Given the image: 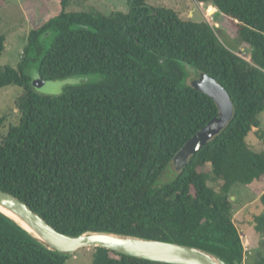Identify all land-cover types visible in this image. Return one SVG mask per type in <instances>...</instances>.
Listing matches in <instances>:
<instances>
[{
  "label": "trees",
  "instance_id": "1",
  "mask_svg": "<svg viewBox=\"0 0 264 264\" xmlns=\"http://www.w3.org/2000/svg\"><path fill=\"white\" fill-rule=\"evenodd\" d=\"M57 1L58 14L31 30L18 67L0 72L1 88L23 89L16 102L20 123L0 136V189L61 233L177 242L244 264L232 190L264 182V151L248 141L253 131L264 139V0H195L213 5L250 52L231 48L207 20H187L146 0H128L127 12L109 16L69 12L70 0ZM49 30L56 35L47 46L42 37ZM5 45L0 32V58ZM31 59L46 81L103 79L41 95L26 71ZM201 73L230 93L233 117L174 179L161 183L176 154L218 113L216 102L191 84ZM260 201L264 207V193ZM253 226L264 248V208ZM93 250V264H167ZM70 257L0 212V264H66ZM253 264H264V256Z\"/></svg>",
  "mask_w": 264,
  "mask_h": 264
},
{
  "label": "rangeland",
  "instance_id": "2",
  "mask_svg": "<svg viewBox=\"0 0 264 264\" xmlns=\"http://www.w3.org/2000/svg\"><path fill=\"white\" fill-rule=\"evenodd\" d=\"M146 2L157 7L172 8L187 20L194 22L207 20L220 30L221 37L231 48L250 52L248 47L241 48L237 42L238 35L224 24V19L217 9L216 12L210 11V8H214L213 5H198L195 0H146ZM59 10V1L47 3L45 0H0V32L6 37L5 50L0 58V72L6 66L18 67L28 45L31 30L47 24ZM67 11L99 12L109 16L114 11L127 12L128 0H70ZM55 35V31H47L42 37V42L47 46L51 45ZM32 57H35V53H32ZM26 71L31 78L30 83L34 91L49 96H57L69 88L91 85L103 79L100 74H90L46 81L40 76L37 59L29 61ZM191 79L190 76L189 80ZM22 93L23 89L19 86L0 87V136L6 135L11 125H19L20 113L16 108V102ZM259 119L264 130V112L260 114ZM248 141L257 151H264V139L254 131L249 134ZM175 171L177 170L174 166L169 168L160 182L166 183L174 179ZM263 193L264 182H254L248 187L236 186L232 190L234 221L242 235L246 252L244 264H253L260 256H264L263 239L253 226L254 217L264 208L260 201ZM93 255V248H83L72 255L66 264H93Z\"/></svg>",
  "mask_w": 264,
  "mask_h": 264
},
{
  "label": "water",
  "instance_id": "3",
  "mask_svg": "<svg viewBox=\"0 0 264 264\" xmlns=\"http://www.w3.org/2000/svg\"><path fill=\"white\" fill-rule=\"evenodd\" d=\"M244 56V54H243ZM192 74L196 70L187 66ZM194 88L210 96L218 106V113L201 130L194 134L176 154L174 167L185 168L189 159L218 135L230 122L234 104L230 93L216 79L201 73L191 80ZM0 206L9 213L0 212L30 234L48 249L64 256H72L83 248H106L119 254L167 264H228L218 255L205 249L113 232H86L69 235L59 232L20 198L0 189Z\"/></svg>",
  "mask_w": 264,
  "mask_h": 264
},
{
  "label": "bare ground",
  "instance_id": "4",
  "mask_svg": "<svg viewBox=\"0 0 264 264\" xmlns=\"http://www.w3.org/2000/svg\"><path fill=\"white\" fill-rule=\"evenodd\" d=\"M212 12H213V11H212ZM212 12H211V13H212ZM0 209H2L3 211L9 213L11 216H13L15 219H17V220L19 221L18 217L15 216L13 213L8 212L7 210H5L4 208H2L1 206H0Z\"/></svg>",
  "mask_w": 264,
  "mask_h": 264
},
{
  "label": "crops",
  "instance_id": "5",
  "mask_svg": "<svg viewBox=\"0 0 264 264\" xmlns=\"http://www.w3.org/2000/svg\"><path fill=\"white\" fill-rule=\"evenodd\" d=\"M55 1H57V0H54V1H51V2H47V3H52V2L55 3ZM214 10L216 11V9H213V8L210 9V11H214Z\"/></svg>",
  "mask_w": 264,
  "mask_h": 264
}]
</instances>
